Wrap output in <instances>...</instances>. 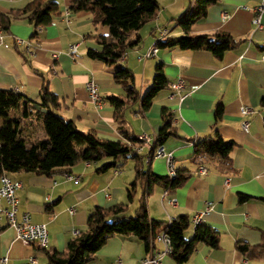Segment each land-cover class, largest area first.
Here are the masks:
<instances>
[{"label":"crops","instance_id":"crops-1","mask_svg":"<svg viewBox=\"0 0 264 264\" xmlns=\"http://www.w3.org/2000/svg\"><path fill=\"white\" fill-rule=\"evenodd\" d=\"M33 1L0 0V14L21 11ZM53 1L58 4L60 14L49 26L36 28L29 15H22L13 19L9 30L4 32L0 44V89L14 90L39 104L41 91L47 87L59 97L60 106L45 110L73 121L82 132L94 131L102 139L124 142L126 135L139 139L147 136L153 147L164 124L162 110L168 108L174 115L176 134L165 141L164 147L173 153L178 169L185 170L189 180L171 193H166L162 184L154 185L146 198L150 217L166 224L187 216L191 223L185 232L187 240L194 237V219L198 215L204 225L218 232L219 247L200 244L187 264H264V259L246 256L236 247L238 242L257 246L264 238V15L261 29L252 24L253 10L260 0H220L193 26V35L226 33L235 39L237 46L222 58L208 51L175 47L158 49L155 56L145 59L142 57L157 44L161 29H168L169 37L183 35L177 20L186 13L190 2L158 0L155 18L130 35L140 36L142 43L128 50L121 63L112 66L88 56L89 49L101 48L95 37L108 36L109 27L97 25L95 14L90 11L70 12L75 0ZM224 12L228 14L226 20L222 17ZM18 40L26 44H18ZM73 46H77L75 55L70 54ZM159 64L164 65L170 84L183 80L186 90L161 91L147 112L142 110L140 100L129 102L118 112L109 98L128 100L124 86L114 78L118 67H127L134 73V88L142 98L151 87ZM91 80L98 85L103 100L101 108L90 100L86 86ZM219 103L224 106V115L218 131L225 140L236 144L232 153L235 170L230 174L192 159L195 143L214 137L215 109ZM35 106L31 107L36 111L35 117L24 118L20 127L30 145L48 141L45 130L48 113L37 111ZM245 107L252 113L243 116ZM244 121L249 123L247 131L243 129ZM141 146L145 158L149 148ZM109 161L108 158L96 164L80 161L51 176L9 173L7 176L13 182L22 184L16 192L18 220L29 213L33 224H45L50 239L48 249L64 252L71 240L87 230L89 215L96 207L125 204L127 215L136 216L147 181H139L130 202L128 191L136 180L137 162L132 158L121 160L118 168L98 173L97 168ZM201 166L208 168V174L198 172ZM143 169L159 176L168 175L163 159L154 160ZM240 194L250 199L241 203ZM0 207H7L6 202L2 201ZM164 249V244L156 242L148 252L139 238L117 236L88 264H143L146 258ZM31 257L37 259V264H47L45 253L18 240L3 217L0 264H25ZM4 259L6 262H2ZM162 264L179 263L165 256Z\"/></svg>","mask_w":264,"mask_h":264},{"label":"trees","instance_id":"trees-1","mask_svg":"<svg viewBox=\"0 0 264 264\" xmlns=\"http://www.w3.org/2000/svg\"><path fill=\"white\" fill-rule=\"evenodd\" d=\"M220 0H195L186 13L178 20V26L183 31L180 37H167L157 43L159 49L178 47L182 50L208 51L217 58L237 46L235 39L226 33L212 35H193L195 23L207 15L209 7ZM159 9L158 0H75L69 7L72 13L90 11L95 14V23L109 27L108 36H96L100 49H89L88 56L101 61L107 66L121 63L128 50L139 46L142 38L130 35L138 32L149 21L153 20ZM59 6L53 0H34L25 9L9 15L0 14V30L7 32L13 19L29 15V21L37 27H47L55 16L59 15ZM115 81L122 84L127 93V101L120 97H110L111 104L119 112L127 107L129 102L140 100L142 110L147 112L152 107L157 95L170 88L163 64L156 67L154 79L146 94L140 98L134 88V73L127 67H118L114 74ZM41 101L29 99L14 90L0 89V119L5 120L0 128V177L9 173L28 172L51 176L59 170L69 169L78 162L100 163L108 158L109 162L97 168L98 173H106L119 167L121 160L134 159L137 162L136 180L128 191L130 202L139 181L145 182V192L141 206L136 216L127 215V205L118 204L109 208L96 207L89 215L87 230L71 240L64 252L51 249H40L47 257V264H88L95 259L97 253L107 242L117 236H135L151 251L156 244L157 236L165 232L171 239V257L179 264H187L200 244L212 248L219 247L218 232L203 223L195 228L191 240L185 238V232L190 228L187 216H181L171 223H163L150 217L146 198L152 192L154 185L162 184L167 193L183 186L188 180L185 170L178 169L177 177L159 176L150 171H144L146 165L144 156L137 154L135 149L142 145L137 137L126 135V142L106 140L98 137L94 131L87 133L77 128L75 123L49 111L45 118V130L48 141H40L35 145L27 143L20 129L22 120L29 118L33 112L32 105L40 110L60 106L59 97L47 87L40 94ZM18 111L19 118L11 119V111ZM224 115V106L219 103L215 109L214 137H207L195 143L193 161L197 164L210 163L224 174H230L235 169L232 153L236 148L233 141L225 140L218 131V125ZM174 115L168 108H163L161 127L154 146L164 145L165 141L176 134L173 125ZM77 146H81L78 151ZM124 164H122L123 166ZM121 166V165H120ZM249 196L239 195L240 202H247ZM237 249L246 256L264 259V238L260 245L250 246L243 242L236 244Z\"/></svg>","mask_w":264,"mask_h":264},{"label":"built area","instance_id":"built-area-1","mask_svg":"<svg viewBox=\"0 0 264 264\" xmlns=\"http://www.w3.org/2000/svg\"><path fill=\"white\" fill-rule=\"evenodd\" d=\"M253 20L252 24L256 29H261L262 25V18L264 15V0H260V4L254 8L253 10ZM223 20L228 18V14L224 12L222 14ZM41 29L39 28L38 31ZM169 36L168 29H161L159 33L158 42L161 40L166 39ZM4 38V33L0 30V44L2 43ZM18 44H26L23 40H18ZM157 42V43H158ZM157 44L149 50V52L144 55L142 58H152L158 52ZM28 50L29 47H28ZM77 53V46H73L70 50L71 55H75ZM264 60V56H263ZM87 91L89 93L90 100L98 107L101 108L103 105V100L99 94L98 85L95 81L91 80L87 83ZM170 88L181 92L186 90V84L183 80H178L175 83L170 84ZM242 115L247 116L252 113V110L249 107H245L242 109ZM243 129L245 131L248 130L249 123L247 121L243 122ZM143 145H146L149 148V152L145 155V163L150 165L154 160L163 159L165 160L168 177L170 179H174L177 177V162L172 152H168L164 145H159L157 147H153L150 144V139L147 136H142L140 138ZM137 154L143 153V146H139L135 149ZM208 168L201 166L199 167L198 172L202 175L208 174ZM21 183L13 182L7 175H2L0 177V204L2 201H5L7 207H0V221L3 217H5L7 226L14 229L16 233V238L20 240L26 246H36L39 249H46L49 247L50 239H49V232L47 226L45 224H33L31 222V216L29 213H25L22 217V220H18V206L19 200L16 196L17 190L21 187ZM167 193V192H166ZM171 203L174 205L176 204V200H171ZM73 212V211H72ZM170 220L169 223H171ZM203 223L202 216L198 215L194 219V226L195 228ZM157 242L164 244L165 249L153 255L152 257L146 258L143 261V264H162V259L165 256H170L172 253V245L171 239L165 232H161L156 239ZM2 262H6V259L2 260ZM38 261L36 258L31 257L29 258L25 264H37Z\"/></svg>","mask_w":264,"mask_h":264},{"label":"rangeland","instance_id":"rangeland-1","mask_svg":"<svg viewBox=\"0 0 264 264\" xmlns=\"http://www.w3.org/2000/svg\"><path fill=\"white\" fill-rule=\"evenodd\" d=\"M190 2L192 3L193 2V0H190ZM190 2H189V6H190ZM32 110V112L34 113V115L32 116H30L29 118H31L30 120H32L34 117H35V114H36V111H35V109H31ZM37 110V109H36ZM38 111V110H37ZM19 112L18 111H11V113H10V117H11V119H15V118H19ZM55 114L56 115H59L57 112H55ZM4 123H5V120H3V119H0V128H2L3 127V125H4ZM78 151H80L81 150V146H77V148H76ZM132 161V160H131ZM131 161H129V164H132L133 162H131Z\"/></svg>","mask_w":264,"mask_h":264},{"label":"water","instance_id":"water-1","mask_svg":"<svg viewBox=\"0 0 264 264\" xmlns=\"http://www.w3.org/2000/svg\"><path fill=\"white\" fill-rule=\"evenodd\" d=\"M35 108H36L37 110H40V107H39V106H35ZM42 111H44V112H46V113L49 112L48 110H45V109H43Z\"/></svg>","mask_w":264,"mask_h":264}]
</instances>
